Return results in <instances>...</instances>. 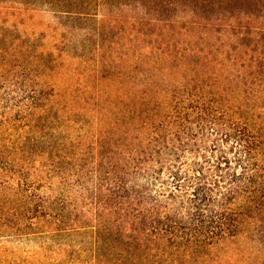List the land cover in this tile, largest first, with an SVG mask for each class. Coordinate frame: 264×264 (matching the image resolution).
Listing matches in <instances>:
<instances>
[{
  "label": "trees",
  "instance_id": "obj_1",
  "mask_svg": "<svg viewBox=\"0 0 264 264\" xmlns=\"http://www.w3.org/2000/svg\"><path fill=\"white\" fill-rule=\"evenodd\" d=\"M0 264H264V0H0Z\"/></svg>",
  "mask_w": 264,
  "mask_h": 264
},
{
  "label": "rangeland",
  "instance_id": "obj_2",
  "mask_svg": "<svg viewBox=\"0 0 264 264\" xmlns=\"http://www.w3.org/2000/svg\"><path fill=\"white\" fill-rule=\"evenodd\" d=\"M29 15H30V14H29ZM29 18H30V17H29ZM48 18H49V17H48ZM48 18L36 14V16H34V17H32V18L29 19L28 23H31L32 25H33V24L38 25L39 23H40V24L42 23V20H43V19H44V20H47ZM19 20H20V19H19ZM118 28H119V27L117 26V27H115L114 29H112V34L115 35L113 39H115V40H116V39H122V40H125V38L122 37L123 31H121L120 33L117 34V32H118ZM155 31H156V32H160V26H159V25L156 26ZM48 32H51V31L48 30ZM51 33H52V32H51ZM121 37H122V38H121ZM119 41H120V40H119ZM117 45H120V44H117Z\"/></svg>",
  "mask_w": 264,
  "mask_h": 264
}]
</instances>
